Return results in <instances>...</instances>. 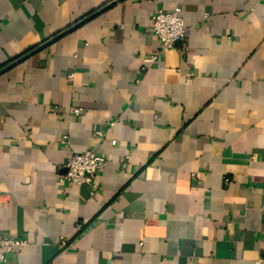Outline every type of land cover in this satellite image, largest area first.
<instances>
[{"label": "crops", "instance_id": "obj_1", "mask_svg": "<svg viewBox=\"0 0 264 264\" xmlns=\"http://www.w3.org/2000/svg\"><path fill=\"white\" fill-rule=\"evenodd\" d=\"M2 68L0 238L25 240L3 264L264 258V0H0ZM86 149L97 188L60 183Z\"/></svg>", "mask_w": 264, "mask_h": 264}, {"label": "built area", "instance_id": "obj_2", "mask_svg": "<svg viewBox=\"0 0 264 264\" xmlns=\"http://www.w3.org/2000/svg\"><path fill=\"white\" fill-rule=\"evenodd\" d=\"M151 28L158 38L162 49H171L180 42L185 35L183 19L180 16V8L175 7L171 11L158 10L152 17ZM185 50V49H184ZM159 53L150 55L144 59L147 64L152 63ZM145 68V66H142ZM70 73L68 78L71 79ZM72 113L79 114L80 108H72ZM95 134L102 135L101 130H96ZM106 160L102 155L97 154L92 149L82 152L72 153L65 165V172L59 176L60 183H72L76 185H89L92 190L97 188L94 182L95 176L105 165ZM25 244V240L13 237L0 238V264L6 260L5 254L18 246ZM254 264H264V258H259Z\"/></svg>", "mask_w": 264, "mask_h": 264}, {"label": "water", "instance_id": "obj_3", "mask_svg": "<svg viewBox=\"0 0 264 264\" xmlns=\"http://www.w3.org/2000/svg\"><path fill=\"white\" fill-rule=\"evenodd\" d=\"M107 6H108V5H107ZM103 8H105V7H103ZM101 10H102V9H100L99 11H101ZM95 14H96V12L91 13L90 15L86 16L85 18H83L81 21H79V22L76 23L75 25H73V26H71V27L65 29L64 31H62V32L59 33L58 35L54 36V37H53L52 39H50L49 41H46L45 43H43L42 45H40V46L37 47V48H40L41 46H43V45L47 44L48 42L52 41L53 39H55L56 37H58V36H60V35H62V34H64V33H66L67 31H69V30H71L73 27H75L76 25H78V24L84 22L85 20L91 18V17L94 16ZM37 48H36V49H37ZM36 49H33V50H31V51L25 53L24 55H22L21 57H19L18 59H16L15 61H13L12 63H10V64L7 65V66H10V65L14 64L15 62L21 60L22 58H24L25 56L29 55L30 53H32V52H33L34 50H36ZM3 69H4V68L0 69V71H2Z\"/></svg>", "mask_w": 264, "mask_h": 264}]
</instances>
